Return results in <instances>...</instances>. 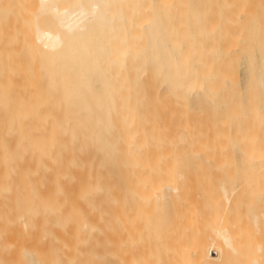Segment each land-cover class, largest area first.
Listing matches in <instances>:
<instances>
[{
	"label": "bare ground",
	"instance_id": "6f19581e",
	"mask_svg": "<svg viewBox=\"0 0 264 264\" xmlns=\"http://www.w3.org/2000/svg\"><path fill=\"white\" fill-rule=\"evenodd\" d=\"M215 1L0 0V264H264V138L222 152L264 56Z\"/></svg>",
	"mask_w": 264,
	"mask_h": 264
},
{
	"label": "rangeland",
	"instance_id": "374dc122",
	"mask_svg": "<svg viewBox=\"0 0 264 264\" xmlns=\"http://www.w3.org/2000/svg\"><path fill=\"white\" fill-rule=\"evenodd\" d=\"M216 1H218V0H216ZM216 1L213 4L214 8L211 7L212 5L210 6V8H212L213 10L209 9V7H208L206 15L208 17L214 16V18H215V16H217V19H218L219 18L217 15L218 12H217V14L215 13L216 10L219 11L218 7L215 4ZM228 1H231V0H228ZM231 3L232 4L234 3L235 7L232 4H228L227 7L230 5L229 7H231V8L234 7L233 9L230 8L231 9L230 10L227 7H225V8H227V10H230L231 13L233 11H234L233 13H235V10L238 9L236 11V13L234 14V16H232V18H231V16L229 15L230 11L226 12V9L224 12L228 13V15H229V17L227 16L228 19L229 18H230V20L235 19L236 22L232 21L231 23H233V22L234 23L232 25L229 24L227 26L228 23L225 25L223 23H226V21L225 22L222 21L223 23L220 22L221 25L219 24L220 27L223 24V26L221 27L222 29L220 30L219 26H218V22H216V20H215V26H216V28L218 27V29H219L218 33L220 31H222V33L226 32L225 28L227 26V28H228V31L226 32L227 34L224 33L226 35L223 34V36H221L222 33L220 32L219 36H218L219 41L222 43L224 42L222 46H224V48H226L227 55H229V59L231 60V61L230 60H228V61L231 62L232 66L233 65L236 66L235 68L233 66L231 68V70H234V72H237L240 74V76H242V74L244 72V65H245L244 62H245V58H246V52H245L246 47L245 46H247L249 44L248 46H250L251 49H253V54L256 57V62L258 64L260 63L261 58L264 56V0H234V1L232 0ZM217 4H219V3H217ZM215 6L217 8H215ZM214 9H215V11H214ZM208 10H210V11H208ZM210 12L211 13L213 12L214 14L212 13L213 15H211ZM236 14H239V15H236ZM221 15L222 16L224 15L223 17L226 18L225 14L221 13ZM245 15H247V16H245ZM236 16H238V17L234 18ZM210 18L211 17H209V20H210ZM214 18H213V22H214ZM219 20H217V21H219ZM215 26H213V27H215ZM225 42H227V45ZM228 42L230 43L229 48H228ZM234 55L236 57H234ZM231 57H232V59H231ZM234 58H236L237 60H235ZM233 60L235 61V64H234ZM235 69H236V71H235ZM263 111H264V109H262L261 112H263ZM236 124H235L236 125L235 128L231 129V131H230L231 133L228 134L227 138H224L222 140V152H224V155L228 159H231L234 162L235 167L239 168L241 160L243 158V156H242L243 151H242L241 146L248 144L249 143V137L251 136V134L249 135L246 133V130L250 129L253 126H257V131H256V134L254 136L256 137V140H257L256 142L260 143L261 138H264V121H259L255 125V124L251 123L250 121H247L246 118H242V121H240ZM257 149H259V147H256V150ZM254 158H255L254 159L255 161L259 159V158H257V156H254Z\"/></svg>",
	"mask_w": 264,
	"mask_h": 264
}]
</instances>
